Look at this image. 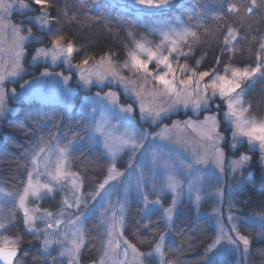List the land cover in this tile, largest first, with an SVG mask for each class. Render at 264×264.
Segmentation results:
<instances>
[{"label":"rangeland","instance_id":"rangeland-1","mask_svg":"<svg viewBox=\"0 0 264 264\" xmlns=\"http://www.w3.org/2000/svg\"><path fill=\"white\" fill-rule=\"evenodd\" d=\"M3 1L13 4L10 14L17 10L16 0ZM246 2L247 0H172L171 5L163 11L141 13L132 5V0H97L93 9L96 18L106 25L108 35L121 49V57L112 58L110 64L108 59L98 60L94 57H89L82 47L74 41L63 40L62 46L66 47L68 43H71L79 50L74 52L70 58L73 67L69 69V64L62 55L58 56L53 64L52 54L50 53L48 58H50L52 66L62 63L65 70L61 71L56 67L55 71L49 72L45 68L40 70V72L34 73L33 77L26 76V69H24L26 65H23L25 56L28 54L26 47L31 40H24L22 44L20 43L21 38L28 37L29 33L27 31H21L18 35L14 33L11 25L17 24L13 21L10 22V14L4 16L5 26L0 28V75H4L5 79L0 84V88L4 91L5 104L8 111L5 112L4 116L0 117V128L6 122L5 119L10 113L33 104L50 109V113L47 117L40 120L45 122L43 124L44 131L37 132L36 126L31 133H28V139L23 145L20 156L19 182L11 181L4 171V155L10 143L6 138L0 137V221L7 224L6 229H0V245H2L3 237L13 239L19 235L24 240V244L21 247L23 246L28 252L27 257H24L23 254L20 257L25 259L27 264L34 262L52 264L51 257L57 258L56 264H68L70 257L60 255L62 251L70 247V240L74 231L73 225L69 224L68 221L69 219L75 220L78 215L85 213L88 219L83 221L81 228L84 244L80 250L78 264H82L81 253L88 247L92 248L96 255V259L88 264H139L141 259L143 264H160L159 256L154 253L159 240L154 248L147 252L153 253L151 257H138L133 252V247L138 253L145 252H142L127 235L128 228L135 220L143 225L152 216L158 215L163 229L160 237H165L163 247L165 264H170L166 259V253L171 249V243L175 239V230L178 226H189L195 234L202 232L204 228L211 230L212 237L201 250V264H209V262L210 264H255L252 247L264 240L258 239L262 229H264V211L245 212L241 209L240 195L244 190V179L247 174L252 173L251 161L249 160L246 164L233 168L232 162L239 160L241 156L237 157L233 153L228 155L225 144L234 153L246 146L250 153L256 154L263 176L264 163H262V157H264V153L260 151L258 146L250 149L247 138H242L243 143L237 141L235 149L231 147L233 143L232 134L235 129L223 119L227 108L221 106L217 109L213 105L211 111L197 113L191 109L180 107L175 112L170 113L167 118L152 123L149 120L141 119L139 101L135 99L133 93L125 91L123 83L110 78L99 79L100 85L104 89L98 92L99 96L96 95L97 93L86 94L85 91H88V88L90 89V84L94 83L98 78L92 75L89 77L91 83L85 84L80 79L79 70L74 67L81 64L84 58H88L89 63L85 67L91 73L104 75L114 70L118 72L120 77L129 82L128 87L130 89L135 88L136 91L141 92L146 106L163 104L167 97H157L153 101L151 95V93L158 92L162 88L158 82H154L152 77H148L145 80L143 73L138 74L122 67L125 62H130V52L136 53L141 59H147V53L139 52L135 48V43L143 42L146 47L156 51L155 46L159 45L162 39L160 35L161 29L166 30L171 27L179 30L180 26H183L195 31L197 39L188 37V42L193 50L190 58L185 60L184 56L181 55L177 60H172L177 78H185L184 74L179 70L180 66L184 64H187L189 69H195L197 73L211 71L216 68L220 75H225L223 68L216 63L211 67L205 66V45L210 43L220 46L219 58L221 65L227 64L233 69L240 70L255 68L258 55L262 57V63H264V53L260 52L259 49L260 41L264 40V34L260 36L250 31L247 24L249 16H243V8H241V15L243 16L245 27H241L239 23H234L233 15L226 12L228 3H236L240 7L242 3ZM260 2L261 0H257L258 5ZM217 13H224L223 18H217ZM3 15V12H0V16ZM118 21H123L124 23H118ZM225 22L232 28L237 29L240 36H247L246 41L238 44V48L243 52V55L221 54V50L225 47L223 42L226 35V28L223 27ZM198 23L202 27H195ZM19 26L23 28L24 24ZM128 33H132V36L130 37ZM205 33L211 34V38H208ZM48 38L50 42L53 39L52 36H48ZM237 40H239V37ZM181 47L183 51L188 50L182 45ZM52 48L53 45L50 43L46 49ZM17 53L21 54L19 59L17 58ZM35 54H37V49ZM164 54L167 55L168 52L165 50ZM239 56L245 58L246 62L244 64L238 61ZM42 58L45 59L41 57L38 60L42 61ZM106 61V66H104L103 63ZM197 61H200L199 65H197ZM113 65L115 66L114 68ZM72 70L77 71L75 73V81L79 82V86L71 79L73 76ZM149 70H155L153 64L149 65ZM12 72H15L16 75H10ZM43 73H50L51 75H42ZM227 75L231 78V72L227 73ZM205 82H208V78H205ZM19 83H21L20 88L22 87L20 90L16 87V84ZM114 86L121 87V89L116 90L117 87ZM241 88L246 90L245 100L247 103L244 107L251 105L249 113H245L246 118H255L257 123L264 121V81L260 80L259 74H257L254 77L242 80ZM12 89H15L14 95L11 92ZM188 90L193 91L191 88ZM237 91L239 92L240 89ZM108 93L113 94V96L107 97L106 94ZM120 94L124 97L125 102L120 100ZM82 95L84 96L82 97ZM113 98L119 106H131L132 112L126 115H130L133 118L134 128L146 131L149 134V140L143 141L144 147L135 153L133 164L142 165L145 173H151L146 175L141 188L143 193L147 194L149 202L159 199L160 203L145 205L142 193L136 187L135 173L131 177L128 175V161L133 154L127 148H124L115 157L113 175L116 179L110 181L109 185L105 186V190L95 200H89L87 208L83 204L79 209L74 206H64L63 200L65 196L68 197V204H73L71 180L55 183L53 185L56 189L55 193L44 198L37 199L34 195L29 194L26 206L30 212L35 209L41 210L36 213L39 218L35 221V228L44 229L45 222L54 224L53 229L48 233V238L52 243L44 252V236L41 235L39 239H34L32 235L26 233L23 224V210L19 207V195L23 193L26 183L25 169L32 170L30 159L26 161L24 156L25 154H30L36 135H44L45 139H47V131L51 130L58 135L67 134L71 138L72 135L79 133L84 136V139L73 150L70 160L63 166L62 170L64 172L78 173L80 177L84 178L83 193L95 192L97 186L103 183L108 176L112 156L104 149V137L100 133H96L92 140L89 141L81 129L82 127H90L94 121H104L106 131L112 132L115 137L124 135V127L128 125L126 120L122 119L119 107H113L111 103ZM216 103L220 102L217 101ZM92 108H96V111L93 112ZM211 116H216V119L220 121L216 132L224 137V140L219 141L217 145H214L207 138L211 133L212 125L211 121L205 122V117ZM57 122H59L57 128H52L51 126ZM189 122H192L191 125H189ZM128 127L129 133H131L134 128L132 126ZM161 134H163V138H161ZM118 142L117 140L116 143L118 144ZM66 143L67 140H61L60 147H63ZM55 147V144H53L52 151L41 153L38 158L39 174H34L33 176V184L37 187V190H42V185L49 182L50 177L47 173L55 174V162L58 159ZM215 147H219L222 153V169L216 163ZM153 150H157L159 153L155 157L157 160L156 166L152 164L154 159ZM247 156L250 157L251 155ZM198 159L201 162H195ZM83 160L95 162L97 171L79 170L76 164L81 163ZM165 164L168 167H165ZM120 173L124 175H119ZM169 175L174 176L179 184L175 193L168 187ZM219 193H222V196ZM174 197L176 198L175 205H173ZM197 197H199V200H197ZM109 200L116 206L118 217L121 215L119 205L123 204L124 209L123 227L122 229L117 228L110 237L103 215L106 202ZM47 203H50L52 208L44 207V204ZM88 209H91V211L89 212ZM165 209H172L170 221L165 215ZM46 212L52 213V216L44 215ZM229 216L237 219L229 220ZM12 217L14 219L9 224L8 221ZM57 220L64 222L56 225L55 221ZM231 225H235L236 230L241 235L247 236L252 241L249 257H245L240 251L235 250L227 243L226 239H221L218 244L214 243L221 226H223L227 235L236 239ZM65 233L68 234L67 238L64 236ZM109 240L111 243H109ZM125 241H127L128 245L126 257L124 255ZM242 247L241 244V249ZM38 251L48 257L47 261H34L29 258L32 254L36 257Z\"/></svg>","mask_w":264,"mask_h":264},{"label":"snow or ice","instance_id":"snow-or-ice-1","mask_svg":"<svg viewBox=\"0 0 264 264\" xmlns=\"http://www.w3.org/2000/svg\"><path fill=\"white\" fill-rule=\"evenodd\" d=\"M58 0H33V4L37 6L40 15L36 17H30V20H34L37 22L42 29L45 30L43 36L40 37H32L31 29L25 27H20L19 25H11L12 30L17 35L21 31H28V37H22L20 43L22 44L24 40H32L36 43H43L45 38L48 36H52L51 44L53 45L52 49H37V54L33 57V60H38L41 57L47 58L48 55L52 54L53 63L56 62L58 56H64L65 61L69 64V67H73L71 64V56L74 52L79 51L76 49L73 44L68 43L66 47L62 46V41L64 37L59 35L60 28L58 25L63 19L62 14H57V16H52L49 11L50 8L54 7ZM172 0H132V5L141 13H153L160 12L167 9L171 5ZM19 8L21 9H29L30 6L28 4L23 3V0L19 2ZM13 4L4 3L3 0H0V12H3V16H0V28L5 26L4 16L10 14V10L12 9ZM241 8H243V16H251L255 12H260L262 8H264V0H261V4L258 5L257 0H247L246 3H242L240 7L237 6L236 3H228L226 7V12L228 14L233 15V22L239 23L241 27H245L243 16L241 15ZM35 11L36 9H30ZM224 13H217V18H223ZM118 23H124L123 21H118ZM195 27H202L201 24L195 25ZM224 28H226V35L224 37V45L225 47L221 50V54L231 53L232 55H243L238 48V44L240 42L246 41L247 36H240L239 31L237 29L232 28L225 22ZM131 37L132 33H128ZM161 35V43L156 45V51L151 48L146 47V44L143 42H136L135 48L139 52L147 53V59H141L136 53L130 52V62H125L122 67L124 69H129L135 73H143V78L147 80L148 77H152L154 82H158L162 88L158 92L151 93L153 101L157 99V97L164 98L167 97L163 104H153L151 106H146L144 103V97L142 96L140 91H136L135 88L128 87V81L124 80V78L120 77L118 72L110 71L101 75L100 73H91L88 68L85 66L88 65L89 59L84 58L79 65H75L74 67L80 72V79L84 81L85 84H90L91 79L89 78L92 75H95L98 79L103 80L105 78H110L112 80H116L120 83H123L125 86V91L133 93L135 95V99L139 101V110L141 114V119L149 120L152 123H155L161 119L167 118L170 113L175 112L180 107L185 109H191L194 112H203V111H211L213 105L217 109L221 106L227 108V112L224 113L223 119L226 120L229 124L234 127V131L232 134L233 143L231 147L235 149L237 147V141L243 143L242 138H247V143L250 145V149H254L257 146L260 151L264 153V121L259 123L256 122L255 118H250L245 116V113H249L251 105L248 107H244L247 103L245 100V89L241 88V81L254 77L259 74V79L264 81V63H262V57H256V67L251 69H233L230 65H221L220 58L217 57L216 64L223 68L225 75H220L219 71L214 68L211 71H201L199 73L196 72L195 69H189L187 64L181 65L179 70L184 74L185 78H177L176 77V69L173 68L172 60H177L179 56H184L185 60L192 56L193 50L191 44L188 42V37H192L193 39H197V34L195 31H191L190 28H185L180 26V29L176 28H167L166 30H160ZM208 38H211V34L205 33ZM175 37V39H173ZM239 37V40L237 38ZM235 42V43H234ZM186 47L188 50L183 51L182 47ZM260 52L264 53V40L260 41L259 44ZM167 51L168 54L165 55L164 51ZM20 53H17V58L19 59ZM170 57L172 58L170 60ZM109 63L111 64V58L109 57ZM200 61H197V65H199ZM153 64L154 71L149 70V65ZM162 66V67H161ZM115 66L113 65V68ZM231 72V78L227 73ZM190 73V74H189ZM10 75L15 76L16 73L12 72ZM42 75H51L50 73H43ZM171 77V78H169ZM205 78H208V82H205ZM5 79L4 75H0V84L3 83ZM192 89L193 91H189L188 89ZM240 89L238 92L237 90ZM12 94H15V89L11 90ZM235 94V95H234ZM99 96V93L96 94ZM107 97H112L113 94H106ZM219 101L220 103H216ZM111 103L114 108L119 107L122 119H125L128 126H132L133 118L130 115H126L132 112L131 106L123 107L119 106L116 103V100L113 98ZM8 109L5 104L4 91L0 88V117L4 116L5 112ZM92 111L95 112L96 108H92ZM218 115V113H217ZM211 121V133L208 135V139L212 141L214 145H217L219 141L224 140V137L220 136L218 132H216V128L219 127L220 121L216 119V116L205 117V122ZM43 121H34V125H36V131H44ZM53 124L52 128H57L58 126ZM192 122H189L191 125ZM124 127V135L120 137H115L112 132L106 131L104 128V121L93 122L90 127H82V132L86 135L89 141L96 135V133H100L103 137V147L104 149L110 153L112 156L111 166L108 169V176L104 180L103 183L99 184L96 188V191L93 193L85 194L82 192L84 187V178L80 177L78 173L73 172H64L62 170L63 166L70 160L71 155L73 154V150L80 144V142L84 139V136L79 133L72 135L71 138L68 137L67 134L58 135L56 132L51 130L47 131V139H45L44 135H36L30 150V154H25L24 159L27 161L30 159L32 170L25 169L26 171V183L24 187V191L19 195V207L23 210V224L26 230V233L32 235L34 239H39L41 235L44 236L43 240V251L46 252L47 248L50 246L52 241L48 238V233L51 229H53L54 224H49L45 222L44 229H36L35 221L39 218L36 213H39L40 209H35L30 212L29 208L26 206V200L29 194L34 195L37 199L44 198L48 195H52L55 193L56 189L53 186L55 183H60L63 180H71L72 183V197L73 204H68V197L65 196L63 200V204L66 207H75L79 209L83 204L87 208V203L89 200H95L97 196L101 195V192L105 190V186L109 185V182L115 180L116 177L113 175V171L115 169V157L118 152L122 151L124 148H127L133 156L129 158V171L128 175L131 177L133 173L136 175V187L138 191H141L143 200L145 205L149 203L159 204L160 201L157 199L156 201L149 202L147 200V194L143 193L141 184L145 180L146 175H150L151 173H145L142 165H134L133 159L135 157V153L140 151L144 147L143 141L149 140V134L146 131L135 129L129 133V127ZM167 131V129H165ZM161 138H163V134H161ZM61 140H67V143L60 147ZM119 141L118 144L116 141ZM257 142L258 145H257ZM151 143V141H150ZM55 144V151L58 153V159L55 162V174L47 173L50 177L48 183H44L42 185V190H37V187L33 184V176L34 174H39V156L41 153L46 151H52V145ZM83 155V153H82ZM143 155V153H141ZM152 155L154 159L152 160L153 166H156L157 160L155 157L159 155L157 150H153ZM222 153L219 147H215V158L216 163L221 166L222 169ZM250 160V157L247 155H242L239 160L233 161V168L242 166L246 164ZM195 162L199 163L201 160H196ZM262 163H264V157H262ZM165 167H168L166 164ZM139 169V170H138ZM119 175H124L120 173ZM168 187L175 193L176 189L179 187L178 182L175 180V177L172 175L168 176ZM222 196V193H219ZM199 200V197H197ZM176 203V198L173 199V205ZM95 207V205H93ZM90 212L91 209H88ZM119 211L121 215L117 216V208L112 204L109 200L106 202L105 211H104V220L107 225V231L109 237L112 233L117 230V228L123 227V204L119 205ZM165 215L168 220H171L172 209H165ZM44 215L51 217L52 213L46 212ZM229 220L237 219L236 217L229 216ZM12 219L10 218L8 223H12ZM88 219V216L85 213H81L76 217L75 220L69 219L68 223L73 225L74 231L72 233V237L70 240V247H67L64 251L60 253L61 256L67 255L70 257L68 264H78L79 262V254L80 250L83 247V233L81 231L83 221ZM62 220L55 221V224L58 225L63 223ZM233 232L236 235V239H233L231 236L227 235L224 231L223 226L220 227L217 239L214 243H220L221 239H226L227 243L231 245L235 250L240 251L241 254L245 257L250 256V245L252 241L249 240L247 236L241 235L237 230L235 225H231ZM7 224L3 221H0V229H6ZM65 238H67L68 234H64ZM164 236H161L159 242L154 249V253L157 254L160 258V264H165L164 261ZM258 239H264V229H262L260 236ZM2 245H0V259L5 261V264H27V261L21 257H18V253L22 251L21 245L24 244L23 237L17 235L13 239H9L8 237L2 238ZM109 243L111 241L109 240ZM242 244V249H241ZM125 249L124 255L127 256V241H125ZM210 250V249H209ZM133 252L136 253L138 257L153 255L150 253H138L136 249L133 247ZM23 256L27 257L28 252L24 251ZM35 260H44L47 261L48 257L46 255H42L40 251L36 257H33ZM56 257H51L52 264H56ZM139 264H143V260H139ZM210 264V262H209Z\"/></svg>","mask_w":264,"mask_h":264},{"label":"trees","instance_id":"trees-1","mask_svg":"<svg viewBox=\"0 0 264 264\" xmlns=\"http://www.w3.org/2000/svg\"><path fill=\"white\" fill-rule=\"evenodd\" d=\"M19 2L20 0L15 1L17 10L13 14H10V22L13 21L17 25L24 24V27L26 26L31 29L32 37L43 36L45 30L42 29L37 22L29 19L32 16L36 17L40 15L37 6L33 4L32 0H23V3L28 4L30 8L21 9L18 6ZM96 2L97 0H58L55 6L50 8L49 11L52 16H57L58 13L63 15V19L58 27L60 28L59 34L64 37L65 41H74L79 44L89 57H94L98 60L108 59V61L109 57L111 59H117L122 55L121 49L108 35L106 25L96 18L93 10ZM30 9L36 10L33 11ZM22 18L26 20H23ZM247 24L249 25L251 32L262 36V34H264V8H262L260 12H255L253 15L249 16ZM50 43L48 37L45 38L43 43H36L32 40L28 43V46L26 47L28 54H26L25 62H23V65H26L24 69H26L25 74L27 77H33L34 73L40 72V70L45 68L49 72L55 71L56 67L58 70H65L62 63L52 66V62H50V58L48 57L45 59L42 58V61L33 60V57L36 56V49H46L49 47ZM219 51L220 46L217 44L210 43L209 45H205V66L211 67L215 65L216 59L220 55ZM238 61L241 64L246 62L243 56H239ZM104 63L103 65L106 66L107 61ZM72 71L73 76L71 79L75 81V73H77V71ZM75 83L78 86L80 85L77 81H75ZM110 85H112V83H110ZM20 86L21 83L16 84V87L19 90L22 89ZM120 89L121 87H117L116 90ZM103 90L104 89L100 85L98 79L90 84V89L88 88V91L86 90L85 93H98ZM83 96L84 95H82V97ZM120 100L125 102L122 95L120 96ZM49 113L50 109H46V107L43 106L38 107L33 104L29 107L18 109V111L14 113H10L5 119L6 122L2 124L3 126L0 128V137L6 138L10 143L8 150L4 155V171L10 177L11 181H20L18 175L20 156L23 150V145L28 139V133H31L36 127L34 121H40L42 118L47 117ZM225 147L228 155H230V153H233L237 157L251 155L250 161L252 173L247 174L243 182L244 190L240 195L241 209L245 212H253L256 210L264 211V176L262 175L257 155L250 153V150L246 146L238 149L235 153L229 150L227 144H225ZM76 166L82 171H97V164L90 160H83L81 163L76 164ZM44 207L52 208V205L47 203L44 204ZM162 231L160 217L154 215L143 225L135 220V222L128 228L127 235L142 252L147 253L154 248ZM211 237L212 232L207 228H204L202 232L195 234L189 226H178L175 230V239L171 243V249L166 253L167 261L170 264H201V250ZM23 251H26V249ZM252 254L255 264H264V240L253 245ZM33 257L35 256L32 254L29 258L34 260ZM80 259L82 264H88L94 261L96 259L94 250L90 247L86 248L81 253ZM32 264L38 263L34 262Z\"/></svg>","mask_w":264,"mask_h":264},{"label":"water","instance_id":"water-1","mask_svg":"<svg viewBox=\"0 0 264 264\" xmlns=\"http://www.w3.org/2000/svg\"><path fill=\"white\" fill-rule=\"evenodd\" d=\"M20 253H18V256L20 255ZM14 263H15V261H14ZM0 264H5V261L3 259H0Z\"/></svg>","mask_w":264,"mask_h":264},{"label":"flooded vegetation","instance_id":"flooded-vegetation-1","mask_svg":"<svg viewBox=\"0 0 264 264\" xmlns=\"http://www.w3.org/2000/svg\"><path fill=\"white\" fill-rule=\"evenodd\" d=\"M21 249H22V251H21V253H20V255L18 256V257H20L22 254H23V250H24V248H23V246L21 247ZM27 251V250H26Z\"/></svg>","mask_w":264,"mask_h":264}]
</instances>
